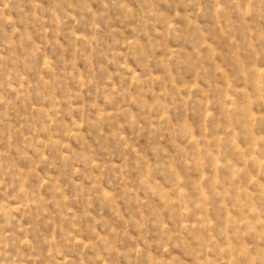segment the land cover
Returning a JSON list of instances; mask_svg holds the SVG:
<instances>
[{
  "label": "rangeland",
  "instance_id": "1",
  "mask_svg": "<svg viewBox=\"0 0 264 264\" xmlns=\"http://www.w3.org/2000/svg\"><path fill=\"white\" fill-rule=\"evenodd\" d=\"M0 264H264V0H0Z\"/></svg>",
  "mask_w": 264,
  "mask_h": 264
}]
</instances>
